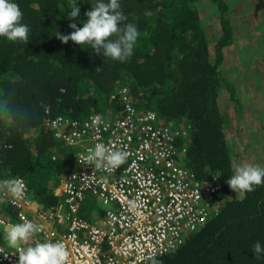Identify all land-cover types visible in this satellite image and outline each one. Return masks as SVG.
I'll return each mask as SVG.
<instances>
[{"label": "trees", "instance_id": "obj_1", "mask_svg": "<svg viewBox=\"0 0 264 264\" xmlns=\"http://www.w3.org/2000/svg\"><path fill=\"white\" fill-rule=\"evenodd\" d=\"M13 2L30 31L27 43L0 37V176L24 178L41 213H51L60 201L55 190L79 170L77 157L88 145L92 131L81 123L93 115L115 120L123 110L117 93L128 89L138 114L155 113L158 124L173 133L189 131L176 142L178 150L186 149L182 165L201 183L221 185L211 201L218 212L187 233L176 251L156 259L264 264V256L256 259L252 252L257 241L264 245V183L242 193L226 183L237 165H248L244 152L264 155V119L257 118L262 110L251 109L237 86L243 79L251 94L264 84V10L256 18L246 4L241 17L232 0H119L125 23L141 34L133 55L120 62L56 37L70 34V23L83 27L95 0H75L81 9L75 20L68 18L70 0ZM241 30L248 42L240 41ZM58 116L78 122L84 140L56 138L46 123ZM89 200L95 198L84 201V219L90 217Z\"/></svg>", "mask_w": 264, "mask_h": 264}, {"label": "built area", "instance_id": "obj_2", "mask_svg": "<svg viewBox=\"0 0 264 264\" xmlns=\"http://www.w3.org/2000/svg\"><path fill=\"white\" fill-rule=\"evenodd\" d=\"M117 95L123 102L119 117L111 121L102 117L98 126H92L93 115L81 123L92 133L85 140L86 149L77 157L79 170L63 179L55 190L60 201L51 213H41L22 177L23 198L14 200L0 192V203L10 207L17 219L8 222L0 218V225L7 229L24 221L42 225L36 234L38 243L62 240L69 251L67 264H146L149 256L176 251L187 233L203 227L218 212L211 201L221 189L219 182L201 183L182 165L186 149L178 150L176 142L187 137L189 131L173 133L158 124L155 113L138 114L128 89ZM54 120L46 125L56 138L70 144L84 140L76 129L78 122L64 120L61 126L52 128ZM97 143L127 151L126 162L114 170H95L94 165L83 163L82 156ZM88 196L108 207L95 223L80 215ZM36 242L34 239L30 247ZM27 247L0 244V264H19V249Z\"/></svg>", "mask_w": 264, "mask_h": 264}, {"label": "clouds", "instance_id": "obj_3", "mask_svg": "<svg viewBox=\"0 0 264 264\" xmlns=\"http://www.w3.org/2000/svg\"><path fill=\"white\" fill-rule=\"evenodd\" d=\"M70 7L68 18L75 20L80 16L81 9L77 7L75 0H70ZM120 8L119 0H95L92 3V9L86 13L88 19L83 22V27L70 23L69 27L73 31L67 35L57 33L56 37L64 44L72 41L81 46L90 45L97 55L102 54L104 57L125 62L133 55L134 47L141 34L135 24L125 23L127 16ZM145 15L151 16L152 13L146 11ZM22 18L23 13L17 3L13 0H0V37H5L12 42L27 43L30 29L28 25L21 22ZM121 24L123 27L120 26ZM100 69L97 68L96 72ZM91 120L92 126H98L102 122V117L96 115ZM63 122L64 117L58 116L51 122V127L57 128ZM56 136L59 137L60 133L57 132ZM128 155L125 150H113L105 144L97 143L81 159L83 163L94 165L95 170H114L126 162ZM226 183L234 193L252 192L255 190L254 186L264 183V167L247 164L240 166ZM0 192L9 194L14 200L21 199L25 195V183L20 177L0 180ZM42 227L32 221L10 225L5 239L9 247L15 248L39 233ZM252 252L256 259H261L264 256V245L257 241L253 245ZM18 254L19 264H67L69 259V251L62 240L55 243H37L34 247L26 249L20 248ZM148 259L151 264H163L154 256H149Z\"/></svg>", "mask_w": 264, "mask_h": 264}, {"label": "rangeland", "instance_id": "obj_4", "mask_svg": "<svg viewBox=\"0 0 264 264\" xmlns=\"http://www.w3.org/2000/svg\"><path fill=\"white\" fill-rule=\"evenodd\" d=\"M232 1H233L232 3L235 4V7H231L232 10L235 12V14L238 11L242 12L241 15H240L241 17L243 16V10L245 11V8L247 7L246 4L249 5L251 3L250 7L249 8L247 7L248 8V12H250L253 15H255L256 18H258V15L260 14V12H262L264 10V4H263L264 0H252V2L250 0H232ZM244 20H245V18L243 19V23H244ZM261 27H264V26H261ZM243 28H242V30H243ZM263 29H260V31L262 32ZM242 30L240 31L241 38H239V39H240V41L248 42V40H246L247 38L244 36V32L245 31L242 32ZM242 35H243V37H242ZM258 38H260V34L259 33H258ZM250 42L252 43L251 38H250ZM241 59L244 60L243 58H241ZM246 60H249V59H246ZM263 78H264V68H263V74H262V80H263L262 84L264 83V79ZM237 81L240 82V83H238L237 86L240 87V89H242V91H244V93H245L243 98H245L246 102L252 104L251 105V109L252 108L255 109L256 107H259L258 110H262L261 111L262 114L259 115L260 117L257 116V118L259 120L264 119V84L260 88H258V85H257L256 86L257 88H255L254 91L250 94V92H247L246 89H245L244 80L243 79H239ZM253 83H254V80H253V82H251V84H253ZM255 94H256V96H255ZM231 113H232V117H231L232 120L235 119L236 122L240 121L238 119V117H236L237 116L236 112L235 113L231 112ZM256 123L257 122H255L253 124L255 125ZM233 128L236 129L235 127H233ZM254 142L255 141H252V143H254ZM243 154H245V156H246L245 160H246V162L248 161V165H258L260 167H264V155H261V154H258L257 152H252V151L244 152ZM237 166L240 167L242 165H237ZM240 193H242V192H240ZM89 201L90 202L88 203V205L90 206L91 209L89 207H87L85 212H87V214L90 215V217H88L86 219L93 222L95 220L93 218H95V216H98V218L101 217L105 213L106 209H108V207L106 205H103L102 203L96 201V200H92V201L89 200ZM1 229H2L3 232L7 231V229L4 228V227L3 228L1 227Z\"/></svg>", "mask_w": 264, "mask_h": 264}, {"label": "crops", "instance_id": "obj_5", "mask_svg": "<svg viewBox=\"0 0 264 264\" xmlns=\"http://www.w3.org/2000/svg\"><path fill=\"white\" fill-rule=\"evenodd\" d=\"M14 215V212L12 209H8V207L4 204V203H0V218L1 219H4L5 221H13V222H16L17 219L16 217L13 216ZM98 218H96L97 220ZM98 221V220H97ZM1 227L3 228H6L7 229V226L5 225H0V244L4 245L5 247H8V248H13V247H9L8 243L6 242V239H5V236H6V232H3ZM8 230V229H7ZM36 239L37 242L36 244L40 241L39 237L35 234L32 238H30L28 241L26 242H23L21 244L23 245H27V246H33V240ZM20 244V245H21Z\"/></svg>", "mask_w": 264, "mask_h": 264}]
</instances>
